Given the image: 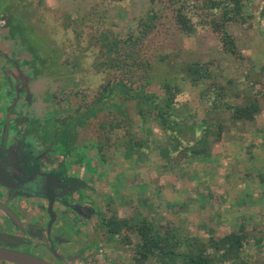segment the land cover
<instances>
[{
    "label": "rangeland",
    "instance_id": "obj_1",
    "mask_svg": "<svg viewBox=\"0 0 264 264\" xmlns=\"http://www.w3.org/2000/svg\"><path fill=\"white\" fill-rule=\"evenodd\" d=\"M25 1L27 0H0V13L11 10L14 14L20 15V4ZM35 1L38 3L41 0ZM192 1L189 0L191 3ZM45 3L44 7L41 6L39 17L35 16V20L38 21L29 23L33 29L36 28L39 45L34 43V46L43 48H37L38 55L42 58L52 56V60L57 61V69L62 67L63 70L64 60L67 59V62L73 64L81 54L83 68L86 71V79L79 80L80 85L76 88L72 85L62 87L67 89L66 93L59 96L63 106L69 105L76 111L81 109L83 113L84 105L91 104L97 97L104 80L122 77V71L117 69H113L109 74L103 71L105 60L101 56L103 50L99 48V43H102L96 45L93 43L92 35L102 36L103 31L109 29L112 31L111 34L120 39H126L129 34L133 36L135 40L127 39L126 46L129 51L139 53L137 55L141 61L153 63L151 75L162 79L176 76L181 81L183 92L178 97L180 111H184L182 104H187L185 111L194 113L197 121L207 117L210 122L217 124L223 122L225 126L219 140H216L214 135L207 140H199V133L190 131L180 143L171 139L159 123L153 120L144 125L146 129L150 128L153 131V135H148L142 129L143 122L135 110L134 103L127 102L125 107L129 119L115 125L117 128L112 131L111 138L107 140V146L105 145V167L112 168L111 177L108 178L110 183L98 184L94 193H91L96 198L99 210L105 213L107 218L114 215L132 218L140 212L148 219L156 220L162 230L167 226L176 225L201 236H207L208 228L215 229L218 234H224L239 229L243 224L250 233L249 249L253 260H263L264 0H245L247 11L251 14L249 21L246 24L226 25V29L236 38L239 56L227 51L212 26H203L196 22V17L194 33L192 35L181 33L169 9L156 21V27L153 30L149 29L147 35L143 36L141 31L144 26L140 23L153 8L150 0L119 2L45 0ZM94 8L96 14L92 20L88 17L83 21L89 26L84 27L82 45L70 43L73 40L69 34L70 41H67V47L62 46L65 30L60 23V16H64L65 22L66 14H71L75 18L81 15L88 16V12ZM104 10L107 12L102 18L99 15L105 14ZM43 15H48L49 18L41 23ZM103 20L104 24L101 23ZM100 26L103 29H100ZM0 29L2 33H6L1 25ZM47 35L51 43L44 42ZM15 39L17 43H24L20 40V35ZM10 43L16 42L11 40ZM53 49L56 50L55 54ZM162 53H169V58L165 62L157 58ZM98 61L102 63L95 69L93 64ZM128 61L133 63L131 59ZM193 62H211L214 78L219 83L228 85V92L233 94L230 96L232 102L242 104L251 98L258 99L261 111L255 119L233 121L230 112L225 110L207 113L206 103L200 97L202 85H193L188 79L184 80L186 72L180 71L182 67ZM64 83L65 81L57 74L52 75L49 80L40 81L39 103L44 101L46 84L50 85L51 93L56 94ZM148 89L160 91L158 84H153ZM65 98L69 99V102H64ZM44 102L46 103L44 107H47V102ZM122 117L109 110L100 112L87 122V127L82 130L81 135L83 139L89 141L92 139L106 141V135L110 136V133H107L110 124L119 123ZM102 123L109 126L101 128ZM129 133L137 138H148V144L155 147L149 150L144 148L148 157L140 161H137L136 157L129 160L122 150L115 148V145ZM166 147L172 151L170 157L162 153L161 149ZM194 149H205L208 154L203 157L197 156L191 153ZM119 172L122 173L121 184L118 185V192H114L117 186L113 187L110 184L116 182ZM70 215L77 214L70 212ZM89 223L85 227L86 235L79 239L78 245L73 249H77L81 244L93 243L101 250L94 254H85L87 258L77 264H135L132 245L115 243L109 239L106 230L97 226V217ZM131 235L135 244L136 238L134 234ZM54 245L57 247V241H54ZM30 251L35 253L33 250ZM49 258L60 261L61 264L70 262L57 259L54 255H50ZM0 264L14 263L0 260ZM147 264L156 263L151 261Z\"/></svg>",
    "mask_w": 264,
    "mask_h": 264
},
{
    "label": "trees",
    "instance_id": "obj_2",
    "mask_svg": "<svg viewBox=\"0 0 264 264\" xmlns=\"http://www.w3.org/2000/svg\"><path fill=\"white\" fill-rule=\"evenodd\" d=\"M104 1L119 2L121 0ZM150 2L153 8L146 15L145 20L140 23L144 26L141 31L143 36L147 35L149 29L153 30L156 27V21L169 9L172 11L175 24L181 33L192 35L196 29V22L203 26L211 25L219 35L224 48L233 55L239 56L236 38L226 29V25L231 23L246 24L249 21L251 14L247 11L245 0H193L192 3L189 0H150ZM21 3L20 15L14 14L11 10L0 13V15L5 14L13 33L20 35L24 43H31L35 49H40L41 46L40 48L34 46L37 43L36 28L33 29L29 23L38 21L35 20V16L39 17L41 6L46 5L45 0L38 1L40 5L35 0ZM95 11L94 8L88 12V16L81 15L77 18L66 14L65 22L64 16H60V23L65 30L63 31L65 38L61 41L62 46L65 47L67 41H70L69 34L73 40L70 43L81 46L84 27L89 26L83 21L88 17L92 20L96 14ZM50 12L52 13V11ZM106 12L107 10H104L105 14L99 16L104 18ZM195 17L196 22H194ZM48 18V15L41 16V23ZM101 23L104 24L105 20ZM100 29L103 28L100 26ZM111 32L106 29L101 34L102 36L92 35L93 43L95 45L99 42L102 43H99V48H102L101 56L105 60L103 61V71L109 74L113 69H117L122 71V77L104 80L105 82L101 84L100 94L87 109L90 110L91 116L107 110L123 116L119 123L110 124L107 131L110 136L106 135V141H100L103 151H105V145L107 146V140L111 138L112 131L117 128L115 125H120L123 120L129 119L125 107L129 101L134 103L135 110L143 122L142 129L148 135H153V131L150 128L146 129L144 125L153 120L159 123L171 139L180 143L190 131L199 133V140H207L213 135L216 140L222 137L225 130L223 122L218 124L210 122L207 117L197 121L194 118V113L189 110L185 111L187 104H182L184 111H180L178 97L182 94L183 87L176 76L162 79L151 75V70L154 69L153 63L141 61L137 55L139 53L129 51L130 49L126 46L128 40L134 39L133 36L129 34L126 39H120ZM47 36L44 38L45 43L50 42L49 35ZM139 40L140 37L137 38V41ZM37 44L39 45V43ZM157 58L159 61L165 62L169 58V53H162ZM129 59L133 60V63L128 61ZM101 63L95 62L93 67L96 69ZM78 65L79 71L85 70L83 64L79 62ZM180 71L186 72L184 80L188 79L193 85H202L200 97L206 103L207 113L225 110L230 112V118L233 121H251L261 111L260 103L255 98L248 99L242 104L232 102L230 96L233 94L228 92V85L221 84L214 78L211 62H193L182 67ZM153 84L159 85V92L148 89ZM78 85L80 82L72 83L75 88ZM78 111L80 112V110ZM79 120H84V114L79 116ZM105 124L103 128L109 126ZM115 146L123 151L126 159L130 160L136 157L137 161L148 157L144 148L148 150L155 148L148 144V138H137L131 133L123 137ZM161 150L166 157H170L172 151L169 147ZM191 153L200 157L208 154L205 149H194ZM102 226L110 238H114L115 242L133 246L135 264H147L151 261L156 264H264V259L253 260L249 249L250 233L243 224L239 229L224 234H218L215 229L208 228L206 229L207 236H201L176 225L167 226L162 230L156 220L148 219L147 216L138 212L132 218L114 215L111 218L103 219ZM131 234H134L136 238L135 244Z\"/></svg>",
    "mask_w": 264,
    "mask_h": 264
},
{
    "label": "flooded vegetation",
    "instance_id": "obj_3",
    "mask_svg": "<svg viewBox=\"0 0 264 264\" xmlns=\"http://www.w3.org/2000/svg\"><path fill=\"white\" fill-rule=\"evenodd\" d=\"M0 25L6 31L2 33L0 29V101L5 102L8 109L2 116L4 131L0 138V161L7 163L6 169L14 171L15 175L23 180L24 171L17 167L18 145L22 139L27 142V137L34 138L37 143L30 145L27 143L23 158L32 157L36 169L38 166L47 172L46 178L37 175L34 179L28 174L32 182L27 183L29 184L27 187L24 186L22 193L13 192L0 183V201L11 198L9 203L17 210L19 205L24 206L25 210L18 211L23 217L22 223H26L22 226L23 230L30 231L38 238L24 235L22 228L10 223L1 209L0 231L21 235L22 239L19 241L21 244L16 247L17 249L27 252L33 250L36 255L50 257L53 255L51 251L53 245L63 261H70L69 264L81 263L87 258L85 254H94L101 250L93 243L81 244L77 249H73L78 245L79 239L86 235L85 227L90 224L89 221L97 217V226L104 228L102 220L107 218L105 213L99 210L96 198L91 193H94L98 184L110 183L108 178L111 177L112 168L105 167V151L100 140L89 141L83 139L81 135L82 130L87 127V122L100 112H104L100 111L91 116L90 110H87L100 94L101 85L97 97L91 104L84 105V113L78 111L81 109L76 111L69 105L63 106L60 102L62 99H59L60 94L66 93V88L73 82L86 79V71L78 70L79 62L83 63L82 55L80 54L73 64L67 62V59L64 60V69L60 67L58 70L57 61H53L52 56L42 58L31 43H17L15 38L18 34L13 33L5 14L0 15ZM11 40L16 43H10ZM55 53L56 50L53 49V54ZM55 74L65 83L61 85L60 93L56 94H52L50 85L46 84L44 101L47 102V107H44L46 103L42 99L39 103V82L49 80ZM64 85L66 88H62ZM63 101L69 102V99L65 98ZM81 114H84L83 121L79 120ZM103 126L104 123L101 128ZM5 140L7 144L3 147ZM29 146L33 150L31 155V152H28ZM108 157L111 158V155L108 154ZM21 160L18 164H22ZM41 181L42 183L38 184ZM45 181L48 184L43 187ZM50 188L56 192L62 191L64 196H58L56 199L54 208L58 213L49 231L51 216L47 210L49 203L47 195L52 194ZM118 189L116 187L114 192H118ZM76 203L78 206L84 205L90 208L84 209L83 206H79L81 215L76 213V216H69L70 212L75 213L73 209L77 207ZM27 223L31 224V227H28ZM109 239L114 241L110 236ZM54 241H57V247ZM27 248L29 250H26ZM77 255H81L80 258L72 260V257Z\"/></svg>",
    "mask_w": 264,
    "mask_h": 264
},
{
    "label": "water",
    "instance_id": "obj_4",
    "mask_svg": "<svg viewBox=\"0 0 264 264\" xmlns=\"http://www.w3.org/2000/svg\"><path fill=\"white\" fill-rule=\"evenodd\" d=\"M7 144L6 140L3 143V147H5ZM31 162V163H29ZM33 162V158L30 156H27L26 158H24L21 163L22 164H18L17 163V167L20 170L24 171L23 174V180L19 179L18 176L15 175L14 171H9V169H6L7 167V163L4 164L0 161V183H2L4 186L8 187L9 190L13 191V192H23V189L25 188L24 186H28L29 182H32L29 179V175L33 176L34 179L37 175L40 176H44L46 178L47 172L43 171L40 167L37 169L36 167L32 164ZM23 168V169H21ZM41 170V171H40ZM21 180V181H20ZM41 182H39L38 184H41ZM48 184V182H43V187H46ZM52 190V194L51 195H47V199L49 200L48 203V213L51 216V221L49 223L48 229L50 231V229L52 228V225L54 223V221L56 220V216L58 211L55 210V202L57 197H62L64 196V193H61L62 191H58L56 192L55 190H53L52 188H50ZM11 198H9L10 200ZM9 200L7 201H0V209L7 215L10 223H12L15 226H20L22 228V233L24 235H28L30 238H38V236H33L32 233L30 231H26L23 230L24 224L26 223H22L23 217L22 215L18 212V211H23V207L22 206H18V210L16 208H14L13 206L10 205ZM77 207H74V211L75 213H78L79 215H81V211L78 210L79 206H83L84 209L90 208L88 206H84V205H79L76 203ZM43 209V207H42ZM27 210V209H26ZM88 218V217H86ZM24 222V221H23ZM28 227H31V224L27 223ZM36 226L39 227L36 223ZM41 227V226H40ZM30 229V228H29ZM39 238H42L39 236ZM20 239H22L21 235H15L12 233H5V232H1L0 231V260L3 261H7V262H11L14 264H61L60 261H53L51 260L48 256L46 257H41L39 255H36L32 252H27L24 250H20L17 249L16 247H18L21 243H19ZM53 241V240H51ZM51 251L53 253V255L55 257H57V259H61L60 258V254H58L56 252V249L54 248V246H51ZM81 255H77V257L73 256L72 260L80 258Z\"/></svg>",
    "mask_w": 264,
    "mask_h": 264
},
{
    "label": "crops",
    "instance_id": "obj_5",
    "mask_svg": "<svg viewBox=\"0 0 264 264\" xmlns=\"http://www.w3.org/2000/svg\"><path fill=\"white\" fill-rule=\"evenodd\" d=\"M8 109H7V104H5V102H3L2 101V103H1V101H0V138H1V135H3V131H4V126L2 125V121H3V118H2V116H4V114L6 113V111H7ZM27 142L24 140V139H22L20 142H19V148L17 149V156H18V163H20L19 161H20V159H24L23 158V153L24 154H26V152H25V150H24V148H25V146L27 145V143H28V145H30V143H34V144H36L37 142H35V140H34V138H28L27 137ZM15 145H16V143H14ZM33 146V145H32ZM32 149L30 148V146H29V149H28V152H31L30 153V155L32 154ZM21 160V161H22ZM29 163H31V162H29ZM32 164H33V162H32ZM121 176H122V173L121 172H119L118 173V175H117V177H116V182H114V183H112V186L113 187H115V186H117L118 187V185H120L121 183ZM24 207V206H23ZM27 209V208H26ZM23 210H25V208H23Z\"/></svg>",
    "mask_w": 264,
    "mask_h": 264
}]
</instances>
